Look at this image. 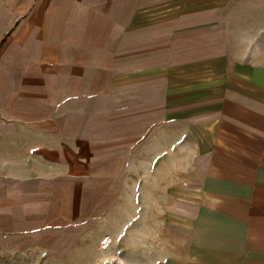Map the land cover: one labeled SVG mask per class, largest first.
<instances>
[{
    "label": "crops",
    "instance_id": "obj_1",
    "mask_svg": "<svg viewBox=\"0 0 264 264\" xmlns=\"http://www.w3.org/2000/svg\"><path fill=\"white\" fill-rule=\"evenodd\" d=\"M22 6L0 236L78 264H264V0Z\"/></svg>",
    "mask_w": 264,
    "mask_h": 264
},
{
    "label": "rangeland",
    "instance_id": "obj_2",
    "mask_svg": "<svg viewBox=\"0 0 264 264\" xmlns=\"http://www.w3.org/2000/svg\"><path fill=\"white\" fill-rule=\"evenodd\" d=\"M0 0V44L6 33L25 12L22 4L25 0ZM115 256L110 255L108 256ZM116 257V256H115ZM108 260V259H107ZM106 260V261H107ZM119 264L122 261L118 259ZM103 261L102 264H105ZM78 261L51 260L43 258L42 252L38 251L32 244L22 243L17 239L4 238L0 236V264H78ZM83 263V262H82Z\"/></svg>",
    "mask_w": 264,
    "mask_h": 264
},
{
    "label": "built area",
    "instance_id": "obj_3",
    "mask_svg": "<svg viewBox=\"0 0 264 264\" xmlns=\"http://www.w3.org/2000/svg\"><path fill=\"white\" fill-rule=\"evenodd\" d=\"M109 244H110V239L107 236L104 237L100 242V249L106 251L109 247ZM105 264H119V262L117 260V257L111 256L108 258Z\"/></svg>",
    "mask_w": 264,
    "mask_h": 264
}]
</instances>
